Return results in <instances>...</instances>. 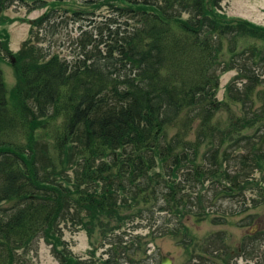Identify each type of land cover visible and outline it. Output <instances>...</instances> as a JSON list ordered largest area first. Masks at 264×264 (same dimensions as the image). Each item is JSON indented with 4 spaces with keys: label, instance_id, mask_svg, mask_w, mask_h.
<instances>
[{
    "label": "trees",
    "instance_id": "trees-1",
    "mask_svg": "<svg viewBox=\"0 0 264 264\" xmlns=\"http://www.w3.org/2000/svg\"><path fill=\"white\" fill-rule=\"evenodd\" d=\"M22 1L0 0V14ZM220 1L123 0L119 7L107 3L116 8L124 27L114 28L109 22L96 27L95 38L88 39L91 49L84 44L89 33H83L72 62L57 55L44 63L35 58L26 61L21 58L24 48L14 56L22 62L14 66L16 82L10 93L0 68V264H25L23 254L37 238L51 246L60 264H86L87 260L72 256L62 238L63 226L77 227L88 237L95 231L100 236L107 232L103 237L109 239L144 217L159 192L152 188L161 182L157 173L151 181L153 155L162 160L167 173L187 167L183 181L198 178L201 182L208 173L196 163L199 148L208 141L206 133L223 105L217 99L222 73L220 66L213 69V63L223 64L224 40L230 57L235 59L236 49L240 50L233 80L236 91L231 82L225 90L228 96L234 92L232 98L244 109L230 137L235 143L248 142L245 154L235 157L234 147L218 144L222 162L215 148L203 156L214 171H224L223 163L238 158L236 177L222 175L229 184L222 193L228 196L227 191L245 188L246 181H240L244 167L264 170V84L258 75L264 66V45L256 47L250 41L264 43V27L242 18L216 17ZM183 14L188 17L182 18ZM49 16L40 17L33 26L42 25ZM4 40L0 38V64L10 54ZM231 70L235 69L223 73ZM183 113V130L197 125L195 144L177 135L166 140L161 132ZM229 115L232 120L233 113ZM245 129L252 134L240 135ZM41 135L49 140V152L39 149ZM71 169L74 176L67 173ZM178 186L164 185L170 194H165L167 206L176 214L180 212L174 204ZM203 198L196 197L195 211H186L197 224L209 214L202 207ZM168 234L182 245L183 255L190 252L189 246H199L187 226L170 229ZM221 238L205 239L202 258L211 246L222 245L211 250L219 254L215 260L234 261L238 249L225 246ZM249 240L241 243V250L256 247L257 238ZM119 248L121 244L111 248L113 264L122 263ZM124 260L143 262L130 255Z\"/></svg>",
    "mask_w": 264,
    "mask_h": 264
},
{
    "label": "rangeland",
    "instance_id": "rangeland-1",
    "mask_svg": "<svg viewBox=\"0 0 264 264\" xmlns=\"http://www.w3.org/2000/svg\"><path fill=\"white\" fill-rule=\"evenodd\" d=\"M38 1L15 2L0 14V34L3 35L0 38L5 39L8 52H10V54L4 55L3 62L0 64L8 93L16 82L14 66L22 62H16L15 57L24 48L25 52L21 53L23 60L35 58L33 60H40L41 63H44L52 56L57 55L62 61L72 62L71 59L76 57L78 49L80 51V40L83 39V33H89L88 38L84 40V44L87 45L89 37L95 38V29L98 26L103 28L105 23L109 22L114 28L124 27V20L115 12L116 8L108 6V4H112L119 7V2L123 3V0H65L60 2L42 0L43 3ZM216 4L214 14L222 20L242 18L264 27V0H221ZM45 15H50L45 23L34 27L33 23ZM187 17V14L182 15V18ZM250 41L256 47L264 45L259 41ZM225 42L226 40L223 41L222 49L223 64L221 61L213 63V69L217 70L220 66L218 72L222 73L219 79L217 99L223 105L216 112V120L210 124V130L211 128L212 130L205 136L208 141L199 148L196 160V163L202 165L208 175L201 182L198 178H193L187 183L183 181L187 177L185 173L188 170L187 167L186 169L182 167V170L177 167L173 173L169 174L166 172L162 160L153 155L151 165L154 170L149 173L152 175L151 181L155 180L157 173L161 176L160 181L164 185H179L174 190V204L180 208V212L174 213L170 206L169 210L165 194H170L160 182L159 185L152 188L159 189V192L156 198L148 203V207L151 208L147 209L150 211H147V214L141 219L129 222L128 228L123 226L116 231L109 237L110 240L103 237L107 232L100 236L95 231L92 236L88 237L85 231L77 227L70 224L63 226L62 238L73 257L87 259L86 264H110L114 259L111 248L121 244L122 248H119L120 254L118 255V261H122L121 264H129L124 260L126 257L129 258V255L133 260L143 261L142 264H160L163 257H166L171 264H220L215 260L219 258L218 252L211 250L221 249L222 245L211 246L210 251L206 252L203 258L202 245L207 238H211L212 241L222 237L213 234L223 233L225 237L221 239L226 241L225 246L238 249V253L234 254V261L231 259L229 264L232 262H236V264H264V170H252L250 165L244 167L240 181H246L245 188L240 185L237 193L236 188L227 191L231 192V195L228 196L222 193L229 185L223 180L224 176L222 175L223 172H227V174L236 177V166H239L238 158L236 157V160L232 158L228 164L223 163L221 168L224 171H220L219 168L214 171L209 168L210 166H207V158L203 156L208 149L215 148L218 144L234 147L235 154L232 157L244 155V146L248 142L246 139L235 143V140L230 137L235 134L231 132L236 130V118L242 119L244 109L232 98L234 92L228 96L225 90L226 85L230 82L231 88L235 90L236 84L233 80L236 76V66L240 62L238 56L240 50L236 49L235 59L233 56L230 57L226 50L228 41ZM87 48L91 49L92 45H87ZM230 68L235 70L223 73ZM258 75L264 84V66L258 70ZM258 105L259 103H256L253 110H256ZM229 113H233L232 120H229L231 117ZM184 116V113L179 115L169 125V130L167 127H163L161 132L166 140L177 135L183 137L184 141L195 144L198 141L196 139L197 125L193 124L188 130L185 126L183 130ZM239 133L240 135H251L252 130H240ZM42 137L43 135L38 138L41 144L39 149L49 152L50 148L46 147L49 140ZM217 151L221 154L219 162H222L224 154L220 149ZM108 158L109 156L105 155L102 160L106 161ZM67 173L69 176H74L72 169ZM209 177L214 178L211 180ZM201 195L204 196L202 207L209 214L205 221L197 224L194 219L186 215V211H189L190 208L193 211L197 209L196 197ZM139 208L143 209L142 204L139 205ZM183 226L188 227V234L192 235L194 242L197 241L196 243L199 244V246H189L188 255H183L182 245L178 246L177 242L168 236L170 229H182ZM253 236L257 238L256 247L248 245L246 249L241 250V243L249 242ZM66 252L70 255L67 249ZM238 254L239 256H236ZM23 255L25 264H60L59 259L51 253V246L40 238L35 239Z\"/></svg>",
    "mask_w": 264,
    "mask_h": 264
},
{
    "label": "water",
    "instance_id": "water-1",
    "mask_svg": "<svg viewBox=\"0 0 264 264\" xmlns=\"http://www.w3.org/2000/svg\"><path fill=\"white\" fill-rule=\"evenodd\" d=\"M161 264H171V262L166 257H163L162 261H161Z\"/></svg>",
    "mask_w": 264,
    "mask_h": 264
},
{
    "label": "flooded vegetation",
    "instance_id": "flooded-vegetation-1",
    "mask_svg": "<svg viewBox=\"0 0 264 264\" xmlns=\"http://www.w3.org/2000/svg\"><path fill=\"white\" fill-rule=\"evenodd\" d=\"M110 264H111V262H110Z\"/></svg>",
    "mask_w": 264,
    "mask_h": 264
}]
</instances>
